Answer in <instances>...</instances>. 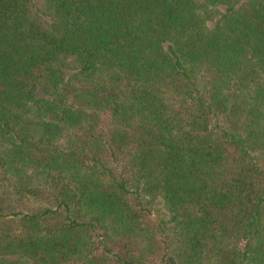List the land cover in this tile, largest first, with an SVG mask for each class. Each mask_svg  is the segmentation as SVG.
I'll return each instance as SVG.
<instances>
[{"label": "trees", "instance_id": "obj_1", "mask_svg": "<svg viewBox=\"0 0 264 264\" xmlns=\"http://www.w3.org/2000/svg\"><path fill=\"white\" fill-rule=\"evenodd\" d=\"M0 264H264V0H0Z\"/></svg>", "mask_w": 264, "mask_h": 264}]
</instances>
